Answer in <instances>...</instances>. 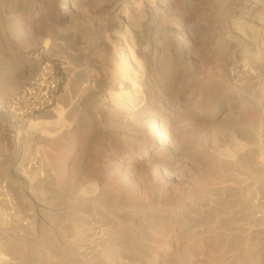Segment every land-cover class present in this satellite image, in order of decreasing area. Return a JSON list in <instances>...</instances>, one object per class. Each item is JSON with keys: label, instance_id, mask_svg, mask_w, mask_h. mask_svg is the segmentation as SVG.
I'll return each mask as SVG.
<instances>
[{"label": "rangeland", "instance_id": "1", "mask_svg": "<svg viewBox=\"0 0 264 264\" xmlns=\"http://www.w3.org/2000/svg\"><path fill=\"white\" fill-rule=\"evenodd\" d=\"M250 1L0 0V264H264Z\"/></svg>", "mask_w": 264, "mask_h": 264}, {"label": "bare ground", "instance_id": "2", "mask_svg": "<svg viewBox=\"0 0 264 264\" xmlns=\"http://www.w3.org/2000/svg\"><path fill=\"white\" fill-rule=\"evenodd\" d=\"M167 3V2H166ZM250 7L252 8L253 6H255L256 7V4H257V6H258V4L259 5H261L262 7H264V3L263 4H261V3H257L256 1H250ZM254 8V7H253ZM141 23V22H140ZM142 24H143V21H142ZM40 49H42V48H40ZM44 50V49H43ZM33 51H34V49H33ZM38 51H40V50H38ZM37 53V52H36ZM35 53V54H36ZM40 53V52H39ZM38 53V54H39ZM43 54V53H42ZM45 55H46V53H44ZM43 54V55H44ZM36 56V55H35ZM45 57V56H44ZM39 61L38 62H36V64L39 66V64H41V65H43L44 67H45V69L46 70H42L43 72L40 74V77L39 78H37V79H39V80H37V82H35V85H36V87L38 88V90H43V91H46L47 90V87L46 86H48V85H45V80L46 79H48V78H51L52 76L50 75L51 74V70H53V72H52V74L53 73H55V75H58V77L60 78V80H58V82L57 83H55V85L57 84V86H59L60 87V85L58 84V83H60L61 82V78L63 79V70H62V68L61 67H59V66H57V63L54 61V62H48L47 61V59H44V58H39L38 59ZM118 64H119V70H117V73H118V75H119V77H121L122 76V79H125L124 80V83H123V80H121V82H119V87H121V88H124V86H126L125 88H126V90H127V88L130 86V84H129V78H128V76L130 75V74H135V72H134V67H133V64H132V62H131V60H129V58L127 59V57L125 58V59H122V58H118ZM44 67H43V69H44ZM42 69V68H41ZM50 70V71H49ZM55 78V77H54ZM56 80H57V78H56ZM50 81H51V79H50ZM53 81H55V80H52L51 82H53ZM137 82V81H136ZM124 84V85H123ZM127 84H128V86H127ZM134 85V84H133ZM133 85L132 86H130V87H132L133 88ZM129 87V88H130ZM57 88V87H56ZM132 88H130V89H132ZM135 88V87H134ZM133 88V89H134ZM129 89V90H130ZM52 90V89H51ZM54 90V89H53ZM52 90V91H53ZM135 90H136V88H135ZM49 91V90H48ZM47 91V92H48ZM133 91V90H132ZM131 91V92H132ZM50 92V91H49ZM48 92V93H49ZM135 95V97H137L138 98V96H137V94L135 93V92H133ZM53 95V94H52ZM129 96V95H128ZM133 96V97H134ZM50 97V96H49ZM44 98V100L43 101H41L38 105H36L35 107H32L31 109H30V111L28 112V114L27 115H34V118H35V116L37 115H39V114H41V113H43V112H54L55 113V111H56V107H54V105H53V98L51 99V98ZM132 97V96H131ZM134 97V98H135ZM134 98H133V100H134ZM127 99L125 98V100H124V104H128L129 102L128 101H126ZM128 100L130 101V100H132V98H130V97H128ZM135 101V100H134ZM128 102V103H127ZM58 114V116H59V113H57ZM134 115L135 116H137V115H139V111H134ZM43 131H46V132H48L49 130L47 129V128H44L43 129ZM141 158H145L146 156H148V157H151L150 155H148V153H147V151L146 150H142L141 151Z\"/></svg>", "mask_w": 264, "mask_h": 264}]
</instances>
